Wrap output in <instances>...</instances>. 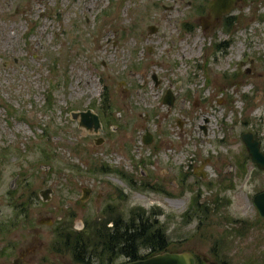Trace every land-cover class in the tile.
<instances>
[{"label":"rangeland","instance_id":"obj_1","mask_svg":"<svg viewBox=\"0 0 264 264\" xmlns=\"http://www.w3.org/2000/svg\"><path fill=\"white\" fill-rule=\"evenodd\" d=\"M178 8V0H0V196L16 174L43 175L42 160L54 167L59 156L95 159L99 151H90V138L69 114L99 111L109 96L127 121L137 122L138 133H156L161 165L180 166L199 154L229 158L240 153L242 132L264 133V7H236L241 16L231 30L222 24L205 32H188ZM151 24L158 31L149 34ZM223 41L230 43L216 50ZM166 90L181 100L163 103ZM76 143L89 150H70ZM143 149L144 159L156 156L153 146ZM249 180H237L232 191L242 202ZM140 197L144 208L163 212L162 223L176 211L163 192L144 189ZM242 209L235 201L233 213L248 217ZM221 251L231 256L229 264H247L256 248Z\"/></svg>","mask_w":264,"mask_h":264},{"label":"flooded vegetation","instance_id":"obj_2","mask_svg":"<svg viewBox=\"0 0 264 264\" xmlns=\"http://www.w3.org/2000/svg\"><path fill=\"white\" fill-rule=\"evenodd\" d=\"M178 1L181 16L177 20H183L188 32L196 27L210 31L222 24L231 30L241 16L233 12L236 7H264V0H235L226 14L209 20L213 0ZM229 43L216 44V50H225ZM155 81L158 82L156 77ZM172 94V103L181 100L178 92ZM110 97L105 98L99 111L93 106L77 110L89 109L97 115V133L80 128L78 120L73 119L80 131L86 133L84 139L90 138L86 143L90 151H99L95 159L79 163L59 156L54 167L42 160L38 171L43 175L38 177L36 171L25 170L26 175L23 171L22 176L16 174L7 181L0 196V264H48L55 259L63 261L59 264H117L165 251L189 252L196 264H229L231 256L221 249L238 245L256 248L246 258L247 264H264V249H258L264 246V217L255 204V196L264 192V169L250 159L241 137L251 132L260 151H264V133L256 128L242 132L241 151L229 154V158L212 159L199 154L198 158L185 157L180 166L171 164L172 161L161 165L156 133H151V142L146 145L147 130L138 133L137 122L132 123L131 118L127 121L123 110L107 100ZM69 117L72 119L70 114ZM203 130L206 132V127ZM143 145L153 146L156 156L144 159L147 152ZM87 147L76 143L70 150H89ZM43 155L50 157L45 149ZM147 165L152 170L146 169ZM82 173L86 174L76 181ZM245 177L250 178L252 188L244 193L242 202L232 191L236 181ZM144 189L168 195L176 213H168L164 223L159 217L163 212L156 207L145 208L143 214L140 195ZM235 201L243 206L242 210L250 212L248 217L233 213ZM259 231L263 235L253 242L250 237ZM179 243L183 245L181 249L174 246ZM204 246L209 251L204 252ZM160 247L166 250L159 251Z\"/></svg>","mask_w":264,"mask_h":264},{"label":"water","instance_id":"obj_3","mask_svg":"<svg viewBox=\"0 0 264 264\" xmlns=\"http://www.w3.org/2000/svg\"><path fill=\"white\" fill-rule=\"evenodd\" d=\"M235 0H213L210 2L209 20L215 19L226 14ZM204 26V24H203ZM155 25H149L148 31L153 33L156 31ZM155 79V77H154ZM173 94L167 90L163 98V103L172 104ZM73 119L78 120L80 128L88 130L90 133H97L100 128L99 118L91 110L73 111L71 113ZM242 141L250 159L256 163L261 169H264V151H260L259 142L254 138L251 132L242 134ZM151 133L148 131L144 135V143L149 144L151 141ZM256 208L261 216L264 217V192L255 196ZM117 264H196L194 257L189 252H160L144 259L127 261Z\"/></svg>","mask_w":264,"mask_h":264},{"label":"trees","instance_id":"obj_4","mask_svg":"<svg viewBox=\"0 0 264 264\" xmlns=\"http://www.w3.org/2000/svg\"><path fill=\"white\" fill-rule=\"evenodd\" d=\"M145 212H146V210H145V208L143 209V214H145ZM143 223H146V222H143ZM158 250L160 251V250H166V248H163V247H160V248H158ZM107 264H113V263H107Z\"/></svg>","mask_w":264,"mask_h":264}]
</instances>
